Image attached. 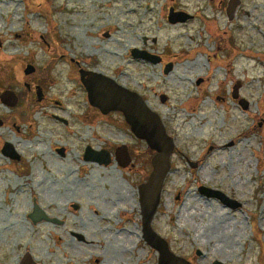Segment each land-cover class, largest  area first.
Wrapping results in <instances>:
<instances>
[{"label": "rangeland", "instance_id": "rangeland-1", "mask_svg": "<svg viewBox=\"0 0 264 264\" xmlns=\"http://www.w3.org/2000/svg\"><path fill=\"white\" fill-rule=\"evenodd\" d=\"M227 2L0 0V95L17 98L0 100V264L27 253L35 264H157L138 201L157 152L122 113L90 106L80 69L139 94L172 139L151 221L170 251L191 264H264V0H239L232 19ZM169 7L192 18L169 23ZM6 142L18 160L1 152ZM88 146H125L130 162L84 161ZM35 205L54 221L33 223ZM204 211L224 215L223 232H205Z\"/></svg>", "mask_w": 264, "mask_h": 264}, {"label": "water", "instance_id": "water-1", "mask_svg": "<svg viewBox=\"0 0 264 264\" xmlns=\"http://www.w3.org/2000/svg\"><path fill=\"white\" fill-rule=\"evenodd\" d=\"M239 0H229L226 8V14L229 19L233 18V13ZM191 18L185 12H175L171 7L168 13V21L170 23L182 22ZM132 56L135 58H143L152 63L160 61L159 57L151 56L145 51L133 49ZM172 68V64H167L164 71L168 72ZM34 71L32 65H27L24 69L25 74H30ZM80 81L86 89L87 99L91 106L99 109V111L106 115L113 111H119L123 114L125 121L130 125L131 131L139 139L145 140L149 148L155 150L157 153L152 157V171L147 182L142 183L138 187L139 202L142 217V238L148 246L158 252L157 264H191L186 259L174 255L168 246L165 239L159 236L151 227V221L160 200V191L163 179L169 170V156L173 150L172 139L166 134L162 122L158 115L151 111L143 99L133 91L117 84L111 78L106 77L100 73L79 70ZM240 84L237 82L233 86V97H236V91ZM37 98L41 99V91L37 88ZM162 101L164 97L162 96ZM1 102L13 106L16 103V96L12 91L6 90L0 95ZM243 108L246 105L243 104ZM2 120L0 119V125ZM62 153V150H60ZM2 153L12 159L18 160L19 156L14 153L12 145L6 142L2 148ZM116 158L122 166L129 163L125 146L116 149ZM84 160L97 162L98 164L108 165L111 161L110 155L107 151H95L89 146L85 148ZM200 192L217 197L228 206L236 207L233 201L226 199V197L219 191L211 189L200 188ZM29 218L33 223L40 221H54L48 218L36 205L33 212L29 214ZM21 264H35L31 261L30 255H24ZM212 264H222L214 261Z\"/></svg>", "mask_w": 264, "mask_h": 264}, {"label": "bare ground", "instance_id": "bare-ground-1", "mask_svg": "<svg viewBox=\"0 0 264 264\" xmlns=\"http://www.w3.org/2000/svg\"><path fill=\"white\" fill-rule=\"evenodd\" d=\"M171 30H174V29H171ZM112 53L114 55H116V56L119 55V51L112 52ZM196 61L198 63H201V60H199V58ZM204 214H206V217H208V219H209V223H207L206 225L202 226V228L205 230V232L206 231H209V230L212 231V230H219V229H221L220 231L223 232V230L221 228L222 227V223H223L222 219L224 218V215L223 214H214V215H212L208 211H204V213L203 212L202 213H198V216L200 215L201 216V219H203L205 217ZM193 216H197V214L196 213H194V214L193 213H185V214L182 215V218L185 221H187V218L188 217H193ZM211 217L213 219H211ZM185 223H187V222H185ZM220 231H218V232H220Z\"/></svg>", "mask_w": 264, "mask_h": 264}, {"label": "flooded vegetation", "instance_id": "flooded-vegetation-1", "mask_svg": "<svg viewBox=\"0 0 264 264\" xmlns=\"http://www.w3.org/2000/svg\"><path fill=\"white\" fill-rule=\"evenodd\" d=\"M54 115L52 114V117H53ZM63 124H67V121L66 122H64L63 120L61 121ZM58 150V149H57Z\"/></svg>", "mask_w": 264, "mask_h": 264}]
</instances>
